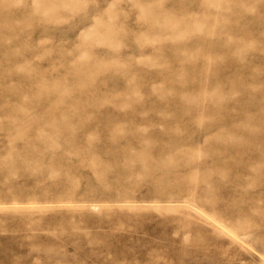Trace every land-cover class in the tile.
<instances>
[{
  "label": "rangeland",
  "instance_id": "obj_1",
  "mask_svg": "<svg viewBox=\"0 0 264 264\" xmlns=\"http://www.w3.org/2000/svg\"><path fill=\"white\" fill-rule=\"evenodd\" d=\"M0 264H264V0H0Z\"/></svg>",
  "mask_w": 264,
  "mask_h": 264
}]
</instances>
